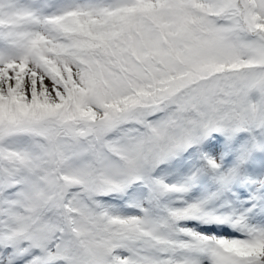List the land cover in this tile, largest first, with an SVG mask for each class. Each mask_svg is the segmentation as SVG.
<instances>
[{"label":"snow or ice","instance_id":"snow-or-ice-1","mask_svg":"<svg viewBox=\"0 0 264 264\" xmlns=\"http://www.w3.org/2000/svg\"><path fill=\"white\" fill-rule=\"evenodd\" d=\"M0 264H264V0H0Z\"/></svg>","mask_w":264,"mask_h":264}]
</instances>
